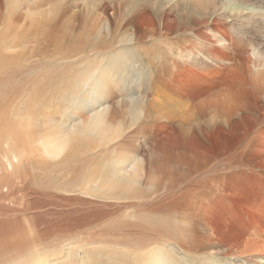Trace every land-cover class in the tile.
Returning <instances> with one entry per match:
<instances>
[{"label":"rangeland","instance_id":"rangeland-1","mask_svg":"<svg viewBox=\"0 0 264 264\" xmlns=\"http://www.w3.org/2000/svg\"><path fill=\"white\" fill-rule=\"evenodd\" d=\"M135 1L51 0L45 9L51 11V20L60 12L64 13V52L101 37L105 41L109 39L108 42L114 41L113 46H116L113 53L119 55V50L125 45L119 43L122 39L117 36L120 33L118 24L125 12L131 15L130 5L133 6ZM182 1L185 0H175L168 4L165 0L161 7H156L157 0H151V4L155 5L152 14L139 12L134 16V24L138 26L136 31L141 29L138 36H143L142 28L152 31L162 27V20L166 23L163 31L169 36L158 32L153 39L147 34L149 37L146 35L138 44L128 43L123 51L134 54L132 57L135 62L130 59L117 66L113 61L115 55L111 56L108 63L111 65L112 79L103 75L104 69L97 71L94 78L97 80L95 87H99L100 97L95 106L93 100L96 96L89 95L91 92L88 89V96L77 92L74 102H63L60 97L59 102L51 101L43 108L44 114L54 121L52 127L62 130L76 128L88 131L87 125L100 112L104 118L101 128L103 133L99 132L100 135L97 132L100 136L95 134L90 139L77 135L76 140L60 156H32L30 161L16 164L10 182L0 185V212H9L7 216H0V221L30 225L34 231L33 240L49 251L58 249L61 260L70 261L71 264H84L87 252L91 249L108 254L111 250L131 251L134 247L137 251L166 248L174 257L172 264H201L205 260L211 263L215 258L219 260L216 262L218 264H264V92L257 97L246 92V100L253 103V108L256 107L255 118L241 116L240 119H234L233 124L226 126L227 129L224 130H220L217 125L212 130L202 126L201 135L191 131L183 138L177 129L183 125L179 118L175 125L168 122V117L164 114L168 111L162 102L177 106L174 108H178L176 110L180 112L186 107L187 118L199 114L201 107H195L196 104H209L208 117L213 118L215 112L211 104L222 95L216 92L215 85L220 82L231 86L242 80L238 75L240 68H237L236 76L227 73L216 76V67L208 66L213 59L210 48L217 45V39L212 35L215 33L228 46L227 38H221L220 32L233 28L234 22L230 23L232 20L229 14L222 20L224 26L219 30L217 13L197 27L200 29V36L207 35L210 39L203 41L193 38L197 45L185 41L181 44L180 39L175 38V16H167L161 22L157 20V24L150 23L151 19L161 18L164 13H168L171 5H178ZM32 2L30 0L31 4ZM146 5L136 9L143 11ZM26 8L28 11V7ZM95 10L101 11L103 15L99 18L100 21L103 19L98 28L93 16ZM0 13H6L1 4ZM36 13L31 11L27 15ZM108 21L113 30L111 32L108 30ZM249 21H260L264 24V16L253 14ZM246 23L252 24L240 21L242 25ZM129 28L131 32L134 30L132 26ZM247 40L245 36L240 37L242 43ZM261 44L247 48L245 58L248 59L243 57L247 74H258L256 69L260 65L255 60V51L259 52V56L264 54H260V51L264 52L260 50L264 47V42ZM128 47L132 50H128ZM53 50L54 47L49 49ZM78 51L79 48L74 53ZM146 56H156V61L153 60L156 62L154 66L149 65ZM81 57L63 59L58 64L54 63V59L52 62H37L34 64V71L39 80H46L54 74L61 77L62 72L69 68L79 71L83 66L91 72L95 65L100 64L91 62L92 55L86 60ZM161 57H166L168 62H162ZM213 60L217 66L224 64L223 61L216 63V59ZM260 63L264 69V60ZM186 68H189V72H185ZM155 69H160L157 77L163 76V80L159 77L161 87L158 95L154 90ZM193 71L195 75H192ZM262 72L260 69L259 73ZM71 74L74 72H69ZM64 83L59 85L63 91L68 88L67 80ZM71 92L69 91L73 94ZM159 95L164 96L160 98ZM154 100L156 106L153 109L157 114L148 110V105ZM241 119L246 122L239 123ZM41 122H37V128ZM65 158L79 159L70 160L71 163L65 165ZM106 158H115L118 161L127 158L131 167L139 163L140 178H137L138 182L131 193H106L107 189H97L94 197L93 194L70 192L63 188L66 181L74 177L69 172L88 175L92 168L98 170L95 171L93 182H96V186L103 187L101 179L106 178H101L98 173L102 163L94 166L95 168L90 163ZM205 160L209 161V165L202 170L200 167ZM131 167L126 169L128 174ZM6 172L12 173L10 170ZM146 214L153 218L150 224L154 232L164 230L158 224L162 226L167 223L172 226L173 222L181 223L184 232L171 234L181 237L187 245L186 248L182 250L180 246L164 238H155L150 242L143 239L136 225L147 224L141 218ZM186 250H191L192 253ZM211 256L212 259L208 260Z\"/></svg>","mask_w":264,"mask_h":264},{"label":"bare ground","instance_id":"bare-ground-1","mask_svg":"<svg viewBox=\"0 0 264 264\" xmlns=\"http://www.w3.org/2000/svg\"><path fill=\"white\" fill-rule=\"evenodd\" d=\"M163 1L165 0H157L158 4L156 7H161ZM174 1L175 0H167L168 4ZM50 3L51 0H33L32 4L30 3V0H0L1 6H3L6 10L5 15L0 13V185H5L10 182L11 178L14 176V166L16 164L30 161L32 156H60L63 150L76 140L77 135H82L88 137L87 139H90L91 137H95L97 132L98 134L103 133L101 128L104 118L100 112L99 115L92 118L89 126L87 125L88 129L86 130L88 131H80L81 129L79 130L76 128L62 130L59 127H52V123L54 121H52L49 116L44 114L43 108H45L48 103L50 104L51 101L57 100L59 102L60 97L63 99V102H74L75 98H77V92L81 95L85 94L88 96V89H90L91 92L89 95L96 96L93 100L95 103L94 105L92 104L95 106L100 101L98 92L99 87H95V82L97 81L94 79L96 72H99L100 69H104L102 71L103 75L112 79V69L111 65L108 63V60L112 59L111 56L115 55V57H113V61L116 62L117 66L123 65L125 62L127 63L130 59L135 62L134 57H132L134 54L123 51V48L126 47L128 43L133 42L138 44L147 34H150L149 36L153 39L158 32H163L164 35L169 36L166 31H163V27L166 26V23L162 19L167 16H175L176 18L174 22V26L176 27L173 29V34L176 35L175 38L178 40L180 39L181 44L185 41L195 45L196 43L193 38L202 39L203 41L208 39L207 35H199L200 29H197V27L205 23L209 17L217 13L218 22H220L219 25H217L219 30L224 26V24H222L224 21L222 20L227 14H229L232 20L230 23L234 22L232 24L233 28L229 31L222 30L220 32L221 38L225 40L227 38L228 46H226L227 44L222 39H219V37L214 33L212 37L217 39V45H212L210 48L212 49L211 55L213 56V59H216V63L218 61H223L224 64L222 63L223 65L220 64L217 66L214 64V60L212 59L208 63V66L216 67L217 70L214 71L216 76L226 73L227 75L231 74L236 76L235 72L237 71V68H240L238 75L242 79L238 83H234V85L231 86L223 85L220 82L218 84L216 83L220 86L217 88V85H215L214 88H216V92H219L222 95L218 100H215L213 104H211V107L214 108L213 111L215 112V116L213 118L208 117V108L210 106L208 103V105L203 103L196 104L195 107H201L199 114L196 117L193 116L191 118H187L188 116L185 114V111L187 110L186 107H184L183 111L180 112L176 110L178 108H174L177 106H170L162 102V105H164L168 111L167 113H164L168 117V122L175 125L177 122L176 119L179 118L178 120H180L183 125L177 129L182 137L185 138L191 133V131L201 135L203 132H200L202 126L206 129L212 130L215 125H217L220 127V130H224L226 126L233 124L234 119H240L241 116H251L255 118L257 112V110H255L256 107L253 108V103L246 100V96L248 95L246 92L254 94L252 96L255 97H257L258 94H263L264 92L262 90L264 88V69L261 67L262 63H260L264 60V54L259 56V52L257 53L255 51V60L258 61V64L260 65L258 69H256L258 74H252L251 72L250 74H247V70L244 68L245 66L243 63L247 58H245L247 48L251 46L255 47L257 43L261 44L264 42V24L260 21H249L253 14L257 16H264V0H185L178 5H171L169 12L164 13L161 18L151 19L150 23L152 25L157 24V20L160 22L162 20V27H157L152 31H146L139 26L142 28L143 36L137 35L141 29L136 31V27L138 26L134 24V16H136L139 12L152 14V10L155 5L151 4V0H136L133 6L130 5L131 15L129 16V14H126L125 12V15H122L121 17L120 24H118L120 33L118 32L119 35L117 36L119 39H122L119 43L125 45L119 50V55H117V53H113L115 51L113 48L116 46H113L114 41L110 39L113 42H108L109 39H106L105 41V39L101 37H96L93 40L94 42H88L87 44H84V46L73 49L68 48L70 50L68 51L66 49L68 52H64L63 43L66 39L63 31L64 26L62 27V18H64V13L62 14V12H60L58 15L56 14L57 16L51 20V11L45 9L50 5ZM29 4H31V6H28ZM143 5H146L143 11L136 9ZM24 7H28V11H26L27 8L23 9ZM96 7L99 8L97 5ZM31 11L37 13L28 16L27 13ZM88 11H90V9ZM93 16L95 17V26L98 28L103 19L102 18L100 21L99 18L103 15L101 14V11L95 10ZM240 21L252 24L246 23L242 25L240 24ZM107 24L109 32L113 31L109 21ZM131 26L134 28L132 32L129 28ZM173 27H171V29ZM165 29L168 30V28ZM246 35L251 37H247ZM244 36L248 40L245 43H242V40L240 41V37ZM111 37L113 38V36ZM108 38L110 37L108 36ZM261 45L259 47H261ZM51 47H54L53 51H49ZM179 47L182 48V46ZM78 48L79 51L74 53V50ZM128 50L132 49L128 47ZM260 50H264V47L260 48ZM262 53L264 52L260 51V54ZM91 55L92 58H90V60L92 63H100L95 65L96 67L94 66L95 68L91 69V72L89 71L90 69L88 70L81 66L82 70L76 71L74 68H69L64 70L65 72H62L61 77L54 74L53 77L50 76L46 80H39V77H37L34 71V64L37 62L40 63L47 60H51L50 62H52L54 59V63L58 64V61L61 62L63 59H72L82 56L81 59L83 58V60H86L89 59L88 57ZM166 55H168V53H166ZM162 56L165 55L163 54ZM146 59H148L147 62L149 65L154 66V63L156 62L153 60L157 58L156 56H148ZM78 60H80V58ZM241 60H243L242 63ZM161 61L167 63L168 59L166 57H161ZM260 69L263 70L262 73H259ZM68 70L70 73L73 71L74 74L69 75ZM155 70L154 90L155 93L158 92L156 94L158 95L161 85L159 83L160 76H157L159 75L160 69ZM185 72H189V68H186ZM195 74L196 73L193 71L192 75ZM162 77L163 76L160 77L161 80H163ZM98 79H100V77ZM66 80L68 82V88L63 91L59 85L63 84ZM69 91H72L71 93L73 94H70ZM163 96L164 95H159L160 98ZM137 105L140 107V104L137 103ZM154 106H156V100L148 105V110L157 114L153 109ZM189 108L190 106H188V109ZM138 109L141 111V108ZM176 114L178 116H176ZM243 120L244 119H241L239 123L246 122ZM38 121L42 122L37 128L36 125ZM53 129L55 131H53ZM73 153L75 155V151ZM75 159L79 158H65L66 162L64 161V163L67 165L69 162L71 163L70 160ZM104 159L90 163L93 167L102 163L101 171L98 173H100L101 178H106L104 180L101 179V183L104 185L103 187H98L95 185L96 182H93V179H95V171L98 170H93L92 168L91 173L88 175L69 172L70 174H74V177L72 180H67V183L63 188L70 192L81 191L82 193H88L89 195L93 194L94 197L96 196L94 193L97 189V191L107 189L106 193H113V191L127 195L129 192L131 193L134 189V185L138 182L137 178H140L141 171L139 163L131 167L127 158H123L120 161L115 158ZM78 162L81 163V161ZM202 164L203 166H201L200 169L204 170L208 167L209 161L205 160ZM130 167L132 170L130 169L131 171L128 174L126 169ZM9 170L12 173L6 174V171ZM175 213H177L176 210ZM175 213L173 212V214ZM8 214L9 212L7 213L3 210L0 212V216H7ZM141 218L145 220L147 224L144 226L136 225V227L139 229L140 236L143 239L146 238V240L148 239L150 242L155 238H164V240L168 242L177 244L182 248V250L186 248L187 245L181 237L171 234H182L184 232V227H182L181 223L178 224L177 222H173L174 224H172V226L167 223L162 226L158 224V226L164 230L154 232V228L150 224L153 219L152 216L146 214ZM33 233L34 231L30 225H17L15 222L8 220L0 221V264H71L70 261L61 260L58 249L55 248L49 251L41 248L40 245L33 240ZM130 247L132 246H129V248ZM191 250L193 251V249ZM191 250L186 251L192 253ZM212 257L213 256H211L208 260L212 259ZM173 261V255L170 252H167L166 248H152L137 251L133 247L131 251L111 250L108 254H103L98 250L91 249V251L87 252L84 264H172ZM217 261L219 260L215 258L214 262L210 261L211 263H208V261L205 260L201 264H218L216 263Z\"/></svg>","mask_w":264,"mask_h":264}]
</instances>
